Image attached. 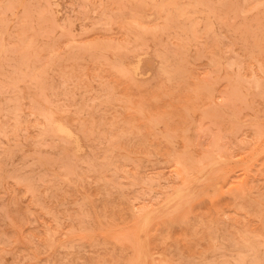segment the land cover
Returning <instances> with one entry per match:
<instances>
[{
	"label": "rangeland",
	"instance_id": "obj_1",
	"mask_svg": "<svg viewBox=\"0 0 264 264\" xmlns=\"http://www.w3.org/2000/svg\"><path fill=\"white\" fill-rule=\"evenodd\" d=\"M0 264H264V0H0Z\"/></svg>",
	"mask_w": 264,
	"mask_h": 264
}]
</instances>
